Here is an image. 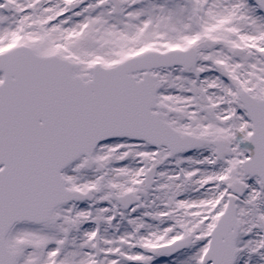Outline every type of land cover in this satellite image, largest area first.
<instances>
[{
    "label": "snow or ice",
    "instance_id": "1",
    "mask_svg": "<svg viewBox=\"0 0 264 264\" xmlns=\"http://www.w3.org/2000/svg\"><path fill=\"white\" fill-rule=\"evenodd\" d=\"M0 264H264V0H0Z\"/></svg>",
    "mask_w": 264,
    "mask_h": 264
}]
</instances>
